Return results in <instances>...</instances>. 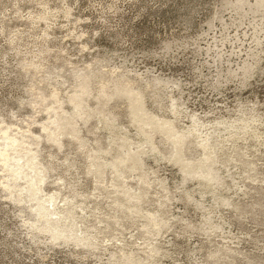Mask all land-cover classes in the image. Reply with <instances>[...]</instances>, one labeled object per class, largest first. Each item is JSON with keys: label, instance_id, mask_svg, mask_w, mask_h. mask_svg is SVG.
Here are the masks:
<instances>
[{"label": "rangeland", "instance_id": "rangeland-1", "mask_svg": "<svg viewBox=\"0 0 264 264\" xmlns=\"http://www.w3.org/2000/svg\"><path fill=\"white\" fill-rule=\"evenodd\" d=\"M3 151L0 264H264V0H0Z\"/></svg>", "mask_w": 264, "mask_h": 264}, {"label": "bare ground", "instance_id": "bare-ground-1", "mask_svg": "<svg viewBox=\"0 0 264 264\" xmlns=\"http://www.w3.org/2000/svg\"><path fill=\"white\" fill-rule=\"evenodd\" d=\"M70 123V122H69ZM66 125V124H65ZM64 126V125H63ZM66 128H62L60 131H61V134L63 135L65 132H67V131H69L70 130V132H72V134L74 135L75 134V131H74V126H73V124H67L66 126H65ZM68 134H70V133H68ZM50 137H51V135H50ZM56 137V136H55ZM53 137H51V139H52ZM50 139V138H49ZM9 140H11V139H9ZM55 140H57V138L55 139ZM16 140H14V139H12V144L13 145H15L16 144ZM179 145H177V146H180L181 144H182V142H177ZM0 156L1 157H5V161H8V155L6 154V152L5 151H3V152H0ZM21 158H18L17 159V165L16 166H14V170H12L13 171V177H15V179H18V178H20V176H22V175H24L25 174V170L24 171H22V167L23 166H26L30 171H32L33 172V174L34 173H37L39 170L37 169V167H36V164H35V155H34V157H32V158H30V160L28 161H26L23 165H18L19 164V160H20ZM26 169V168H25ZM38 173H40V172H38ZM26 175V174H25ZM35 175V174H34ZM39 176L40 175H38V179H41V178H39ZM28 177V176H27ZM41 177V176H40ZM30 178H32V177H30ZM21 179V178H20ZM41 182L43 181V179H41L40 180ZM29 182H30V187H29V192H28V194L30 193L31 194V196H30V198H31V200H37V190H36V188H38V184L40 183L39 181H37V179L36 178H34V179H31V180H29ZM29 182H28V185H29ZM28 187V186H27ZM39 192V191H38ZM205 194V193H204ZM54 195H51V196H49V197H47L46 199H42V200H39V202L37 203V205H36V211H37V213H38V215H39V218L40 219H43V222H45V223H48L49 225H47V226H44L43 227V230L44 229H47V230H49V231H52L53 232V236H54V238L55 239H57V238H59L60 236H62L63 235V231H64V229H62L61 228V226L59 225V224H50L48 221V219H47V217H49V216H53L52 218L54 219L55 218V220H58L59 218H58V216L57 215H59V216H61L60 214H57L56 215V213H54L55 212V210L53 211V212H51V211H49L48 210V206H45V204H47V205H50V207H51V205H53L55 202V199H54ZM57 198V197H56ZM66 201V200H65ZM54 202V203H53ZM53 207V206H52ZM68 207V206H67ZM50 209V208H49ZM51 210V209H50ZM65 212V211H64ZM54 215H56L57 217H55ZM68 217V216H67ZM56 218H58V219H56ZM62 218V216L60 217V219ZM65 219H67V218H65ZM70 219V218H69ZM62 220V219H61ZM60 221V220H59ZM65 225V224H64ZM66 227V226H65ZM63 230V231H61V229ZM70 228V227H69ZM69 228H67V229H69ZM72 228V227H71ZM69 229V231H71L72 229ZM76 231V230H75ZM66 232H67V230H66ZM66 232L64 231V234H66ZM72 232H73V230H72ZM72 232H70V233H72ZM69 233V234H70ZM68 234V233H67ZM76 234V233H75ZM71 235H73V234H71ZM63 237V236H62ZM73 239H74V236H73ZM75 239H77V236L75 237ZM59 240V239H58ZM76 241V240H75ZM77 242H78V240H77ZM82 242V241H81Z\"/></svg>", "mask_w": 264, "mask_h": 264}]
</instances>
